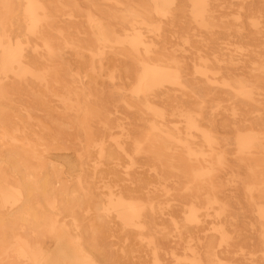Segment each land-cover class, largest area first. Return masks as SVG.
I'll use <instances>...</instances> for the list:
<instances>
[{
  "label": "rangeland",
  "instance_id": "obj_1",
  "mask_svg": "<svg viewBox=\"0 0 264 264\" xmlns=\"http://www.w3.org/2000/svg\"><path fill=\"white\" fill-rule=\"evenodd\" d=\"M33 3L36 25L66 39L63 62L47 60L43 39L26 33L24 0H0V15L11 9L12 26L39 56L35 73L20 77L0 54V117L8 136L48 145L40 160L58 172L52 187L61 180L67 197H79L72 213L84 237L76 242L71 215H58L69 230L39 234L43 263L192 264L194 250L201 264H264V127L243 120L264 117V0ZM51 64L57 76L45 72ZM152 67L160 74L148 86L143 72ZM256 87L253 111L228 92ZM238 127L253 131L246 147ZM8 147L0 139V163ZM194 168L205 170V183L212 178L219 204L189 195ZM125 201L144 204L130 222L116 212ZM191 203L202 205L194 221L186 220ZM206 244L219 259H203Z\"/></svg>",
  "mask_w": 264,
  "mask_h": 264
},
{
  "label": "bare ground",
  "instance_id": "obj_2",
  "mask_svg": "<svg viewBox=\"0 0 264 264\" xmlns=\"http://www.w3.org/2000/svg\"><path fill=\"white\" fill-rule=\"evenodd\" d=\"M24 1L26 3L24 18L25 22L29 24L25 26L26 33L28 35H33L32 37L43 39L42 43L45 48V58L47 60L56 59L63 62L61 48L66 45L62 44L67 42L66 39L59 35H57L58 38H53L52 34H50V29L47 28L43 31V28L38 27L36 22L42 19V16H39L36 10L39 5L33 3V0ZM10 11L11 9L7 8L4 10V15H0V54L4 56L7 68L15 75L20 77H24L26 74L32 75L35 73V66L38 63L39 56L34 47L29 45V39L27 36H24L22 27L14 28L12 26V19L9 18L12 16V14H9ZM5 22L8 24H5ZM73 46L74 48H79L76 44ZM56 50H58L59 54H57ZM62 66L61 64V67ZM57 67L58 66L51 64L46 67L45 72H47L48 75L57 76L59 73ZM66 67H69L68 64ZM159 74V68L157 67L145 68L143 75L145 79H148V86L157 84V80L151 82L149 78H153ZM256 79L255 77L254 80ZM165 80L170 81V77H167ZM142 81L143 80L139 82ZM252 89L253 88L249 91L241 92L228 90V92L231 94L233 93L234 96L238 94L242 102L248 104L251 111H253L256 110L254 106L256 102L254 92L257 91L258 88ZM2 113L3 110L0 109V114ZM250 119L251 120L244 118L243 120L244 122L247 120L251 126L260 125L264 127L263 116H251ZM239 125L241 126V124ZM8 126L9 125H7L2 115L0 117V139L4 144L9 143V147L6 148L1 155L0 163V244L8 248L11 247L12 249L5 250L7 248H4V250H1L0 264H18L16 260L19 258L24 260V264H46L43 263L46 252L41 248V243L37 238L40 233L48 236L57 234L62 227L69 230L63 222L59 224V221L64 219H60V217H57L58 215H71L70 220L73 223V227L70 229V232L76 242L80 244L83 243L84 237L80 231L83 218L77 221L76 216L72 213L73 211H75V213L79 212V209L82 207L80 206L81 202L76 195L67 197V189L63 181L58 180V182H60V187L58 189L51 186L50 174H58V172L56 169H51V173L49 174L46 170L45 163L40 160V152H46L48 150V145L46 143L44 144L39 138L36 144H32L30 139L25 137L8 136ZM13 126L15 127V133L21 131L17 125ZM191 126L195 127L193 124ZM252 132L253 131L247 130L243 133L241 127H238V134L240 136L243 134L240 143H237L238 147L248 146V141L254 138ZM46 153L43 158L46 157ZM204 175L205 170L200 168H194L186 172V176L189 179L197 180L196 185L189 188V195L193 198H199L200 192H205L206 195L214 199V201L211 203L203 202L206 204L202 205L211 207L219 203L216 201V196L212 191L209 194V190H215L211 182L212 178H209L207 184L205 183V179H202ZM77 186L80 189L83 187L80 180L77 182ZM59 192H62L64 195L58 197L57 193ZM86 199H88L86 201V206L96 211L97 205L95 202L93 205L90 203L92 197L90 196ZM116 201L118 204L121 203L118 197ZM125 202V213H121L120 210H116V212L119 218L121 217L122 220L126 222H128V218L130 222L132 216L139 214L144 204L140 202ZM202 205L191 203L188 206L186 220H196L199 215L198 211ZM152 214H154V212ZM259 215L264 217V209L259 210ZM95 216L98 217L97 213ZM87 221H89V219ZM218 232L222 237L225 236L224 230L219 229ZM8 238H12L13 242L9 244L4 243ZM201 252L203 253V259L207 262H213L218 258L214 250L211 249L210 244H206ZM198 255L199 252L192 251V264H201Z\"/></svg>",
  "mask_w": 264,
  "mask_h": 264
}]
</instances>
